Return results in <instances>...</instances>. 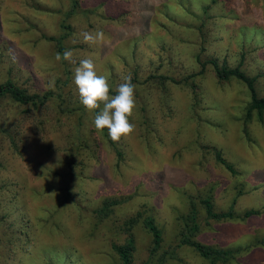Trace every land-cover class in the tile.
I'll use <instances>...</instances> for the list:
<instances>
[{"label": "rangeland", "instance_id": "374dc122", "mask_svg": "<svg viewBox=\"0 0 264 264\" xmlns=\"http://www.w3.org/2000/svg\"><path fill=\"white\" fill-rule=\"evenodd\" d=\"M205 1L76 0L69 13L70 0H0V82L52 94L36 108L0 99V264H119L113 245L128 236L133 264H264V114L252 113L244 132L245 85L217 81L209 64L197 73L195 61L229 59L245 39L243 66L259 75L263 95L264 0H221L201 12ZM97 31L102 41H83ZM65 50L75 63L56 60ZM84 58L112 90L136 79L135 130L118 142L79 102L72 81ZM150 74L192 75L144 80ZM205 196L217 212L256 213L213 219ZM191 201L194 240L230 248L231 259L209 262L181 242ZM147 222L160 232L152 252Z\"/></svg>", "mask_w": 264, "mask_h": 264}, {"label": "trees", "instance_id": "16d2710c", "mask_svg": "<svg viewBox=\"0 0 264 264\" xmlns=\"http://www.w3.org/2000/svg\"><path fill=\"white\" fill-rule=\"evenodd\" d=\"M221 2V0H207L205 1L204 6H201V12H205L206 8H211L215 4ZM70 10L69 13L74 10V7L76 6V0H70ZM210 5V6H209ZM51 40H54L53 37L49 36ZM59 41V40H57ZM245 44V39L241 40L240 47H244L243 45ZM199 50H203L202 46L199 44ZM228 58H223L216 56L212 58L209 57L207 60L203 61L199 57V53L195 55V61L199 65V70L197 73H201L204 69V67L209 64L211 66L212 72L216 78L217 81L221 82H227L230 79H235L237 81H240L243 83L248 90L249 98L246 102L245 108H244V113H243V131L245 132L246 126L245 124L248 122V120L252 117V113L255 114L256 118L259 121L263 120V114H264V94L263 95H257L256 90H255V82L258 78V74H250L248 73L244 66H243V61H244V53L243 51H240L239 53H228L227 54ZM241 60H237L238 57H242ZM232 57H237L234 58L237 60L234 65L228 64L229 60H232ZM225 59L226 61H224ZM221 60V61H218ZM192 74L184 76L181 80H176L175 78L171 76H166L163 74H150L145 77L144 80L150 79V78H157L160 80H169L173 83H178L180 81H185L188 76H191ZM136 81L135 78H131V82ZM110 94L115 95L116 91L110 89ZM3 96H8L12 101L18 103V104H29L30 106L36 108L37 105L43 104L49 96H52L50 91H44L42 93H28L21 87L17 86L14 82L11 81V79L6 78L2 82H0V99ZM83 106V105H82ZM81 107V106H79ZM97 110H93V115L96 114ZM102 132L106 135L107 139L109 142H112L110 137L108 136V130L105 128L102 130ZM214 157L217 161L222 163L229 172H233V168L231 164L225 161V159L221 156L219 149L214 148L213 149ZM118 154V152H117ZM119 155V154H118ZM116 201L110 200L106 203L103 204L101 208H99V213H105L107 210L108 203L109 204H114ZM199 202L203 205L205 214L208 217H211L213 219H244L254 213H256L255 210L247 209L242 212L240 216H234L232 209H227L225 211H215L213 209L212 203L209 200L208 197H203L199 199ZM190 209L186 216L184 217V228L182 231H185L182 233L181 231V242L188 244L190 247H192L199 256L202 258L206 259L209 262H215V261H221L225 262L229 259H231L234 256V251H232L230 248H220V247H215L211 246L208 244L201 243L200 241L194 240V233L198 230V223L195 220V209L193 206V201L190 202L189 205ZM148 229L151 232V242H152V248L150 249V252L156 249V247L159 245L160 242V232L159 230L154 227V225L151 224V222L145 223ZM133 240L131 236H128L125 239V242L123 244H114L113 248L117 252L120 258V263L119 264H133L132 258H131V253L133 250ZM162 257H159L158 260L155 262V264H163L162 262ZM139 264H145L139 263Z\"/></svg>", "mask_w": 264, "mask_h": 264}, {"label": "clouds", "instance_id": "9594fccd", "mask_svg": "<svg viewBox=\"0 0 264 264\" xmlns=\"http://www.w3.org/2000/svg\"><path fill=\"white\" fill-rule=\"evenodd\" d=\"M83 41L88 44H96L103 40L102 31L95 34L84 32ZM71 50H65L63 55L56 53V60H66L75 63ZM123 83L116 87V94H110L107 78L98 75L92 58H84L74 68L73 83L76 86L79 102L89 112L97 110L92 118V124L97 131L105 128L108 136L114 142H118L122 136H126L135 130V124L130 122L135 108V86L131 82V76L122 77Z\"/></svg>", "mask_w": 264, "mask_h": 264}, {"label": "crops", "instance_id": "0c3cea01", "mask_svg": "<svg viewBox=\"0 0 264 264\" xmlns=\"http://www.w3.org/2000/svg\"><path fill=\"white\" fill-rule=\"evenodd\" d=\"M236 39L234 40V45H232V46H230V48L232 49V51H231V54H234V53H239L240 51H243V53H244V59L245 60H247V52H246V50H245V46L246 45H243L244 47H240V43H241V41L239 40V41H236ZM248 44V43H247ZM248 55H250L249 57H250V60H252V59H254V54L252 53V52H248ZM255 55H256V53H255ZM233 59L234 58H237V57H232Z\"/></svg>", "mask_w": 264, "mask_h": 264}]
</instances>
